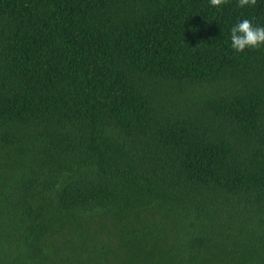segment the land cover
Listing matches in <instances>:
<instances>
[{"label":"trees","instance_id":"obj_1","mask_svg":"<svg viewBox=\"0 0 264 264\" xmlns=\"http://www.w3.org/2000/svg\"><path fill=\"white\" fill-rule=\"evenodd\" d=\"M264 0H0V264H264Z\"/></svg>","mask_w":264,"mask_h":264},{"label":"clouds","instance_id":"obj_2","mask_svg":"<svg viewBox=\"0 0 264 264\" xmlns=\"http://www.w3.org/2000/svg\"><path fill=\"white\" fill-rule=\"evenodd\" d=\"M227 2L228 0H210L211 6L216 8L222 7ZM256 4L257 0H238L240 8L253 7ZM230 38L231 47L238 53L246 49H258L264 46V26L254 24L252 19H242L231 27Z\"/></svg>","mask_w":264,"mask_h":264}]
</instances>
